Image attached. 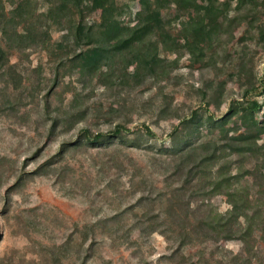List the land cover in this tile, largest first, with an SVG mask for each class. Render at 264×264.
<instances>
[{"label": "rangeland", "instance_id": "rangeland-1", "mask_svg": "<svg viewBox=\"0 0 264 264\" xmlns=\"http://www.w3.org/2000/svg\"><path fill=\"white\" fill-rule=\"evenodd\" d=\"M247 1L213 0L206 22L219 23L203 54L183 39L195 13L165 6V72L132 79L137 60L119 56L122 83L73 60L97 39L101 0L0 3V264H264V135L255 150L231 154L206 124L248 102L264 119V0ZM116 3L120 22L134 26L143 1ZM197 109L200 131L182 127ZM236 121L229 136L244 131ZM118 124L124 141L74 146L85 129ZM209 141L221 158L199 168ZM231 177L238 221L228 190L207 194Z\"/></svg>", "mask_w": 264, "mask_h": 264}, {"label": "trees", "instance_id": "trees-1", "mask_svg": "<svg viewBox=\"0 0 264 264\" xmlns=\"http://www.w3.org/2000/svg\"><path fill=\"white\" fill-rule=\"evenodd\" d=\"M2 1L3 0H0V3ZM141 1H143V5L141 10L136 14V24L131 26L123 25L120 22L119 16L123 13L119 11L116 0H101V21L97 24V39H95V42L89 44L91 47H88V49L82 53L77 54L73 59L75 62L79 63V66L85 73L90 74L93 71L98 72L107 68V74L103 75L108 78L110 77L111 80H116L117 83H122V77L116 76V73L114 72V64L117 57H124L126 55L129 56V66L137 60L136 63H134L136 64V68L132 74V79L140 78L143 71L145 72L144 76L147 75L148 78L153 80L158 74L164 73L165 69L164 67H161L163 60L161 59L160 52L161 50L171 51L173 49L168 47V41L166 39H168L169 36L165 31L162 12L165 9V6L171 4L189 11V14L193 15L192 11L195 13V16H192L191 21L187 23L186 34L183 36V39L189 46L191 52L196 49L199 51V54H203V47L201 44L212 43L213 37L216 34V29L218 28L219 20L216 17V20L207 23L206 16L208 12L215 10L213 0H206L202 3H199L198 0ZM245 2L247 3L248 1L239 0L238 6L240 5L241 7ZM81 28L83 30V27L80 26L79 31ZM86 31V35L91 38L92 32L95 30L91 27ZM261 35L264 38L263 31L261 32ZM172 44L176 47L179 45V42L174 39ZM253 88L254 87H250L251 90H253ZM204 95H207V93L205 92ZM243 106L246 111L242 112L235 104H232L229 108V112L221 119L216 120L211 116L208 117L206 121V124L220 129L222 137L227 141L225 143L226 145L220 148L222 150H229L231 154L245 153L255 150V148L258 147V141L264 135V119L259 121L255 118V107L253 103L248 102ZM200 117L199 109L192 111L188 117H181V126L184 127V125L187 126V124H190V126H197L196 131H200L199 129L202 126ZM234 117H237L238 120L236 121V119H233ZM234 120L240 124L239 126H241L244 131L239 133L237 129L234 131L236 132V135L229 136L230 130H226L225 127L231 124ZM236 122L235 125L238 126ZM58 123L59 120L54 119L51 128L54 129ZM145 128L149 135L154 136L149 127ZM123 131L124 125L122 124L116 125L114 130L108 132L93 133L89 129H85L79 141L75 143L74 146L81 145L89 146L90 148L108 146L113 140L121 139L124 141V137H122ZM211 144V141H209L198 147V149L205 152L198 162L199 168L208 169L211 163L218 161L221 158L218 156V154L222 152L219 149V146H215V148L210 151L208 147ZM130 146L136 147L134 143ZM191 147L192 145H186L184 148L180 149L179 152L182 153V151ZM222 170L223 167H220L219 174L220 172L222 173ZM234 184L235 182L232 177L225 180L218 179L216 182L212 183L207 191L209 193L207 194L214 196L220 194L225 189L228 190V197L233 206V209L230 211V219L232 218L234 221H238L239 217L243 214V205L240 199L237 198V195L230 190ZM212 230L216 231L214 226H212ZM232 233L233 231L228 229L225 236L228 235L227 237H229Z\"/></svg>", "mask_w": 264, "mask_h": 264}]
</instances>
